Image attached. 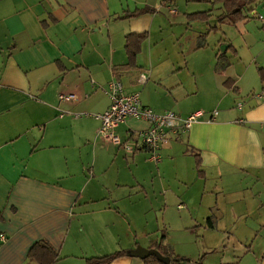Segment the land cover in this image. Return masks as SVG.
I'll return each mask as SVG.
<instances>
[{
	"label": "crops",
	"instance_id": "1",
	"mask_svg": "<svg viewBox=\"0 0 264 264\" xmlns=\"http://www.w3.org/2000/svg\"><path fill=\"white\" fill-rule=\"evenodd\" d=\"M193 1L0 0V264H36L27 255L40 241L56 251L54 264L115 252L125 255L110 264H144L127 252L155 249L162 234L163 251L184 264H264V87L251 95L264 66L234 73L231 45H201L210 54L191 71L165 48L205 10L191 11ZM253 5L264 11V0L245 10L264 24ZM129 34L147 37L117 77ZM114 81L156 113L204 115L158 163L138 145L147 125L129 119L114 131L137 143L127 153L100 138L94 119Z\"/></svg>",
	"mask_w": 264,
	"mask_h": 264
},
{
	"label": "rangeland",
	"instance_id": "2",
	"mask_svg": "<svg viewBox=\"0 0 264 264\" xmlns=\"http://www.w3.org/2000/svg\"><path fill=\"white\" fill-rule=\"evenodd\" d=\"M193 4L195 6L191 8V11L205 9L202 12H194L206 13L203 20H191L190 23L192 25H190L191 27L187 29L188 32L185 34L183 30H176L175 36L165 37L167 44L169 41L176 39L172 42L173 45H165V48L171 47L175 53L182 55L191 71L202 69L200 59L204 54H210V51L218 53L221 51L222 46L228 45H231V49L226 52V58L231 63L230 67L231 70H234V73L237 71L243 72L247 70L246 68H249L247 71L252 72L255 71L256 67L264 66V24L257 19L258 16L253 18L250 14H245V18L235 24H218L216 18L221 15V10H223L221 4H212L207 1H193ZM253 9L257 15L261 14L264 16L262 7L253 5ZM181 35H183L182 39H177L181 38L179 37ZM221 43L223 44L221 45ZM201 45L207 46L210 51L198 52V47ZM233 51L236 52V55L233 54ZM246 63L247 65L244 66ZM254 76L255 82L251 87H255L256 90L251 92L252 96L259 94L264 87V84H260L257 80L255 74ZM249 88L250 86L247 87V89ZM238 101L240 102L241 100ZM231 102L232 100L227 105H231ZM234 103L236 105V101ZM212 106L213 104H210L205 106V108Z\"/></svg>",
	"mask_w": 264,
	"mask_h": 264
},
{
	"label": "built area",
	"instance_id": "3",
	"mask_svg": "<svg viewBox=\"0 0 264 264\" xmlns=\"http://www.w3.org/2000/svg\"><path fill=\"white\" fill-rule=\"evenodd\" d=\"M139 81L144 84L146 75H140ZM107 94L110 100L108 109L102 114L94 115V119L100 124L98 130L100 138L112 142L127 153H132L134 149H137V143L134 146L133 144L129 146L122 143L114 131L129 119L143 122L147 128L141 132L138 145L152 154V160L155 163L160 162L158 151L162 147L178 140L181 132L188 130L193 123L204 115L202 111H198L186 118H180L176 113L170 111L161 114L156 113L141 105L139 94H125L122 84L116 81L109 84ZM74 99V95L59 96L61 102ZM216 115L217 112H213L211 117L214 118ZM1 238L3 239L2 236Z\"/></svg>",
	"mask_w": 264,
	"mask_h": 264
},
{
	"label": "trees",
	"instance_id": "4",
	"mask_svg": "<svg viewBox=\"0 0 264 264\" xmlns=\"http://www.w3.org/2000/svg\"><path fill=\"white\" fill-rule=\"evenodd\" d=\"M198 1H207L212 4L219 3L222 5V13L216 18L218 24H235L243 18H245V10L247 7L254 3V0H198ZM206 13H198L193 14L192 16H188V20H203V17ZM146 34H129L125 37V51L128 57V64L126 66H121L118 69H114V75L120 74V70H129L134 66V60L136 55L140 51L141 43L146 39ZM230 47V46H229ZM222 58V57H221ZM223 64V63H222ZM223 66V67H222ZM221 68H224L222 65ZM259 78L261 81H264V68L258 69ZM196 160V166L200 165V158L198 155H194ZM165 235L162 234L160 237V242L154 247L160 254L164 256H168L171 260V264H184L188 263V260L173 256L172 251L168 250L166 252L163 251L161 247V242L164 240ZM123 252H115L101 258H88L86 260L87 264H110L114 259L118 257L124 256ZM27 258L30 261L35 262L36 264H54L57 260V253L52 248V246L46 241H40L34 244ZM144 264H162L155 257H148L142 260Z\"/></svg>",
	"mask_w": 264,
	"mask_h": 264
},
{
	"label": "water",
	"instance_id": "5",
	"mask_svg": "<svg viewBox=\"0 0 264 264\" xmlns=\"http://www.w3.org/2000/svg\"><path fill=\"white\" fill-rule=\"evenodd\" d=\"M226 46H222L221 50H226ZM127 254L130 257L139 258L141 260H144L148 257H155L159 262L162 264H170V260L168 257L161 255L157 250L155 249H145L140 246L136 247L134 250H131L127 252Z\"/></svg>",
	"mask_w": 264,
	"mask_h": 264
}]
</instances>
